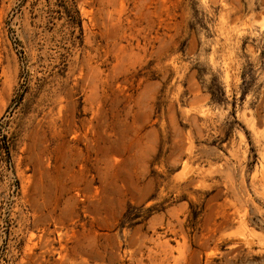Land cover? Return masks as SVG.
I'll list each match as a JSON object with an SVG mask.
<instances>
[{
    "label": "rangeland",
    "instance_id": "1",
    "mask_svg": "<svg viewBox=\"0 0 264 264\" xmlns=\"http://www.w3.org/2000/svg\"><path fill=\"white\" fill-rule=\"evenodd\" d=\"M0 264H264V0H0Z\"/></svg>",
    "mask_w": 264,
    "mask_h": 264
}]
</instances>
